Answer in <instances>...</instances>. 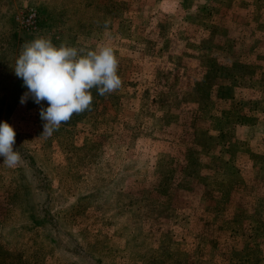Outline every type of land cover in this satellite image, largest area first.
I'll use <instances>...</instances> for the list:
<instances>
[{"label":"rangeland","instance_id":"1","mask_svg":"<svg viewBox=\"0 0 264 264\" xmlns=\"http://www.w3.org/2000/svg\"><path fill=\"white\" fill-rule=\"evenodd\" d=\"M39 37L122 80L50 137L13 69ZM3 122L0 264H264V0H0Z\"/></svg>","mask_w":264,"mask_h":264},{"label":"clouds","instance_id":"2","mask_svg":"<svg viewBox=\"0 0 264 264\" xmlns=\"http://www.w3.org/2000/svg\"><path fill=\"white\" fill-rule=\"evenodd\" d=\"M13 69L27 88L21 104L29 98L37 105L47 102L46 108H40V118L45 122L43 134L49 137L74 114L90 110L93 88L104 96L122 86L118 59L110 46L86 51L63 44L57 47L50 38L39 37L22 46ZM15 137L9 123H0V157L9 168L21 161L20 153L13 149Z\"/></svg>","mask_w":264,"mask_h":264},{"label":"built area","instance_id":"3","mask_svg":"<svg viewBox=\"0 0 264 264\" xmlns=\"http://www.w3.org/2000/svg\"><path fill=\"white\" fill-rule=\"evenodd\" d=\"M23 20L26 24V26H32L34 24V22L36 21V13L35 11H33L31 9V11L25 16L23 17Z\"/></svg>","mask_w":264,"mask_h":264},{"label":"trees","instance_id":"4","mask_svg":"<svg viewBox=\"0 0 264 264\" xmlns=\"http://www.w3.org/2000/svg\"><path fill=\"white\" fill-rule=\"evenodd\" d=\"M237 40V39H236ZM233 41H234V39H233ZM253 57V56H252ZM214 68V67H213ZM205 70V69H204ZM224 98V97H223Z\"/></svg>","mask_w":264,"mask_h":264}]
</instances>
